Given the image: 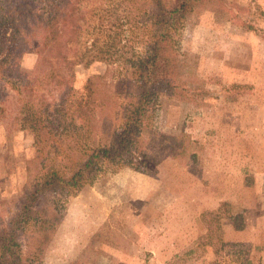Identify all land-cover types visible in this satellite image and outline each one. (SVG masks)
<instances>
[{
	"label": "rangeland",
	"instance_id": "1",
	"mask_svg": "<svg viewBox=\"0 0 264 264\" xmlns=\"http://www.w3.org/2000/svg\"><path fill=\"white\" fill-rule=\"evenodd\" d=\"M127 14L124 72L142 50L146 28L136 24L140 13ZM84 35L76 44L82 53L76 97L108 67L83 48L90 42ZM175 38L181 72L208 93L199 103L200 96L162 97L153 124L163 134L187 135L189 155L166 157L154 173L107 167L92 184L56 197L60 221L40 264H227L234 256L219 239L226 228L247 224L251 241L228 242L244 243L252 263L264 264V0H225L224 7L193 11ZM33 48L20 58L25 69L38 64ZM36 151L32 128L8 137L0 124V225L23 192Z\"/></svg>",
	"mask_w": 264,
	"mask_h": 264
},
{
	"label": "trees",
	"instance_id": "2",
	"mask_svg": "<svg viewBox=\"0 0 264 264\" xmlns=\"http://www.w3.org/2000/svg\"><path fill=\"white\" fill-rule=\"evenodd\" d=\"M37 1L28 7L30 0H0V124L6 123L8 137L32 128L37 149L26 164L23 192L9 202L8 219L0 225V264H40L60 221L55 198L92 184L101 170L130 166L154 173L166 157L189 155L187 135L163 134L153 119L164 96L185 101L200 96L199 103L207 95L181 72L175 34L191 12L225 5V0ZM127 12L140 13L136 24L144 21L146 28L142 50L133 52L124 72ZM83 34L90 41L83 48L95 50L108 67L90 76L85 93L76 97L74 68L82 57L76 44ZM31 47L38 64L25 69L20 58ZM219 242L234 256L227 264H253L244 243L222 237Z\"/></svg>",
	"mask_w": 264,
	"mask_h": 264
},
{
	"label": "crops",
	"instance_id": "3",
	"mask_svg": "<svg viewBox=\"0 0 264 264\" xmlns=\"http://www.w3.org/2000/svg\"><path fill=\"white\" fill-rule=\"evenodd\" d=\"M250 217L247 218L246 222L249 223ZM251 233V225L247 224L246 227L242 229H237L234 227H228L225 230L226 239L225 241L230 242H245V241H251L249 234ZM228 234V235H227ZM259 258L264 262V251L260 253Z\"/></svg>",
	"mask_w": 264,
	"mask_h": 264
}]
</instances>
